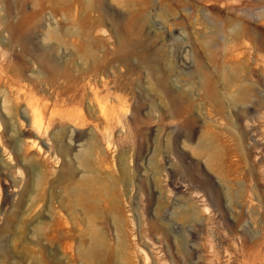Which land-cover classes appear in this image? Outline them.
Here are the masks:
<instances>
[{
	"label": "rangeland",
	"instance_id": "rangeland-1",
	"mask_svg": "<svg viewBox=\"0 0 264 264\" xmlns=\"http://www.w3.org/2000/svg\"><path fill=\"white\" fill-rule=\"evenodd\" d=\"M0 150V264H264V0H0Z\"/></svg>",
	"mask_w": 264,
	"mask_h": 264
},
{
	"label": "bare ground",
	"instance_id": "bare-ground-1",
	"mask_svg": "<svg viewBox=\"0 0 264 264\" xmlns=\"http://www.w3.org/2000/svg\"><path fill=\"white\" fill-rule=\"evenodd\" d=\"M100 113H102L103 115H105V113H103L105 110V106H100ZM106 116V115H105ZM106 120H109L108 118ZM24 152H29V151H35L37 150V145H36V141L34 140H28L25 142L24 147H23ZM2 150H0V174L4 175V171L7 170L6 166L2 163Z\"/></svg>",
	"mask_w": 264,
	"mask_h": 264
}]
</instances>
